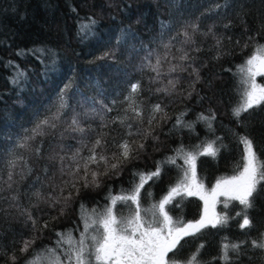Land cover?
<instances>
[{
    "label": "snow or ice",
    "instance_id": "6c2138e0",
    "mask_svg": "<svg viewBox=\"0 0 264 264\" xmlns=\"http://www.w3.org/2000/svg\"><path fill=\"white\" fill-rule=\"evenodd\" d=\"M222 6L233 7L228 3L215 5L216 8ZM87 20L88 23L78 26L82 40L94 32L95 20L92 17ZM165 30L167 42H164ZM172 31L171 22L161 21V42L158 48L163 51L149 49L145 57L147 63L141 68L146 67L155 73L149 77V85L162 84V77L187 73L189 90L186 94L184 90L177 92V85L181 82L179 75L168 78L167 85L156 87L154 90V93H163L164 96L180 95L187 99L202 81L199 68L193 67L197 57L189 54L190 51H201L195 37L211 35L216 40L215 59L224 54L221 51L223 37H217L212 26L207 32H201L200 24L196 22L182 24L174 35L171 34ZM262 33L264 19L257 35ZM117 42H120L119 37ZM177 43L180 47H176ZM236 44L239 46L240 41H236ZM251 44H254L251 55L237 66L235 74V90L239 99L232 109V115L246 131L243 134L233 132L238 143L243 145L241 159L233 175L218 179L211 191L207 192L204 184L198 179L197 160L200 156L216 155L218 149L213 146L215 141H202L191 147L185 146L181 141L172 149L175 155L157 161L154 171L133 172L130 188H122L118 194L113 195L109 187L105 197L107 202L103 207L97 203L89 208L87 202L81 200L77 209V227L58 231L53 229V222H59L62 217L68 215L82 192L98 190L103 186L105 179L119 176L129 163L140 158L146 148L144 141L159 140L154 134L156 129L171 119L165 111L168 105L160 101L152 104L143 98L145 89L139 80L128 81L123 100L114 98L110 104L105 103L104 99L96 100L81 93L78 103L92 105L90 112L83 113L82 119L81 114L75 113L70 103L72 97L69 96V91L73 88L74 81L69 79L57 93L55 102L46 113L43 116L37 113L31 128H23L21 133L9 136L10 146L0 152V219L23 218L24 227L29 232V235L24 232L14 233L11 250L0 248V258H6L5 264H19L21 258L23 264H211L202 258L203 244L197 245L195 250L183 259L178 257V253L183 250L182 242H186L187 237L202 235L207 228L226 227L229 220L234 219L227 212L216 213L215 206L220 196L226 198L223 201L225 209L229 208L230 201L240 205L241 210L235 214L236 217H241L239 228H252L254 223L250 212L258 207L264 208V158L257 150L253 136V129L259 127L262 130L259 135L264 140V120L255 119L258 111H264V85L258 84L256 80L257 76L264 77V44L256 41L255 36L249 35L244 41V48ZM29 51L44 54L51 50L40 48ZM24 54V50L17 52V55ZM114 57L113 51L105 50L96 59L106 60ZM11 63L10 61L9 64ZM24 76V71L17 68L14 82L19 83ZM208 87L211 88L210 82ZM147 91L153 92V89L149 87ZM99 95L103 97L104 94ZM203 99L205 97H201V100ZM97 104L99 107H96ZM118 104L123 107L115 117L108 119L107 114L114 111ZM69 109L74 113L70 123L64 120ZM186 114L181 112L176 116L174 130L187 128L194 132L195 123L200 121H203L209 130L212 129L215 113L208 116L201 113L195 122L185 121ZM97 118L100 120L98 128L92 127L90 123L87 127L84 126L85 121ZM117 124L125 129L124 136L120 139L112 135L115 130L113 126ZM69 133H75L78 137L79 147L74 150L71 145L62 143L65 135ZM57 137L61 143L53 145L52 140ZM133 137L142 139L138 142L132 139ZM45 143L49 145L47 150L44 148ZM69 151L71 155H67ZM62 152L65 154H61ZM42 160L58 163L59 168L49 174L48 164H44L39 169L43 175H37L35 180L22 190L21 185L36 171L34 162L39 166ZM166 169L175 170V183L169 185L167 194L160 200H154L145 207L142 190H145L149 181L154 182L162 178ZM37 185L39 187H36ZM151 195L150 191L147 192V196ZM189 196H198L203 201L204 208L200 218L184 221L173 217L170 214L172 207H179L183 199ZM22 200H27V204ZM42 205L54 211L56 215L45 211ZM43 216H47V219H43ZM46 231H55L56 239L52 245L37 247V241L43 238ZM74 232L79 235H74ZM244 243L228 242L225 238V242L220 246V255L213 257V261L218 259L224 264H245L241 259L248 255L247 249L241 247ZM251 248L259 250V258L264 264V232H260L258 237L251 241ZM248 264H254L253 257L249 256Z\"/></svg>",
    "mask_w": 264,
    "mask_h": 264
},
{
    "label": "trees",
    "instance_id": "16d2710c",
    "mask_svg": "<svg viewBox=\"0 0 264 264\" xmlns=\"http://www.w3.org/2000/svg\"><path fill=\"white\" fill-rule=\"evenodd\" d=\"M218 3L220 5L228 3L233 7L216 8L215 5ZM88 17L95 20L94 32L82 40L78 26L81 23H88ZM262 19L264 0H0V152L10 146L9 136L21 133L23 128H31L36 114L43 116L46 113L55 102L57 93L69 79L74 81L73 88L69 91V96L72 97L70 103L75 113L81 114L82 119L83 113L90 112L92 105L78 103L81 100V93L96 100L104 99L105 103L110 104L114 98L123 100L128 81L137 80L141 81L145 89L142 93L143 98L152 104L160 101L168 105L165 111L171 117L166 124L156 129L154 134L159 140H155L154 145L151 144L153 139L144 141L146 148L140 158L129 163L119 176L105 179L103 186L98 190L82 192L68 215L62 217L59 222H53L54 230L75 229L79 223L77 209L81 200L86 201L89 208L97 203L103 207L107 202L105 197L109 187L113 195L118 194L122 188H130L133 172L154 171L157 161L175 155L172 149L181 141L187 147L202 141H215L213 146L218 149L216 155L200 156L197 160L198 179L205 188L209 189L218 179L234 174V169L241 159L243 145L238 143L233 132L243 134L246 131L232 115V109L239 99L235 90L237 79L235 74L237 66L253 51L254 44L244 48V41L248 36L253 35L256 41L264 44V33L257 35ZM161 21L171 22L173 35L180 30L182 24L196 22L200 24L201 32H207L212 26L216 36L223 37L221 51L224 54L219 59H215L216 40L211 35L195 37L201 51H190L189 54L197 57L193 67L199 68L202 81L196 85V91L190 98L154 93L156 87L167 85L168 78L179 75L181 82L177 85V92L184 90L186 94L189 90L187 73L162 77V84L149 85V77L155 73L146 67L141 68L147 63L145 57L149 49L163 51L162 48H158L161 42ZM165 32L164 42H167V30ZM238 40L239 46L236 44ZM176 47H180L179 43ZM40 48L51 51L44 54L29 51ZM20 50H24L25 54L17 55ZM105 50L113 51L114 59L97 60L96 57ZM152 61L155 62V56ZM17 68L25 73L19 83L14 82ZM256 80L258 84L264 85V77L257 76ZM209 82L211 88L208 87ZM149 87L153 92L147 91ZM99 93H103V97ZM201 97L205 99L201 100ZM121 107L123 106L119 104L115 106L114 111L107 114V118L115 117ZM181 112L187 113L184 120L189 122H195L201 113L205 116L215 113L212 129L209 130L207 125L200 121L195 123L194 132L187 128L174 130L175 118ZM73 114V110L69 109L64 120L70 123ZM255 119L264 120V111H258ZM89 123L92 127L98 128L100 120L89 119L84 122V126L87 127ZM113 127L115 129L112 131L113 136L117 139L124 136L125 129L118 124ZM170 129L173 131L170 132ZM261 131L259 127L253 129V136L257 150L264 158V140L259 135ZM77 139L75 133H69L65 135L62 143L71 145L74 150L79 147ZM132 139L139 142L142 138ZM58 143H61L58 137L52 140L53 145ZM44 148L47 150L49 145L45 143ZM56 150L59 151V148ZM47 154L46 151L45 155ZM67 155H71V151L67 152ZM46 163L50 169L49 174L57 171L58 163L42 160L37 166L34 162L36 171L21 185L22 190H25L37 175H43L39 169ZM136 179L138 180V177ZM175 179V170L166 169L162 178L154 182L149 181L145 185V190H142L145 207L166 195L169 185L175 183ZM149 191L152 194L150 197L147 196ZM225 199L223 196L218 197L216 213L227 212L234 219L229 220L226 227L207 228L202 235L187 237L186 242H182L184 247L178 253L179 258L187 257L197 245L203 244L204 260L211 264H224L218 259L213 261V257L220 255V246L227 238L228 242H245L241 246L248 251L247 256L241 257L245 264H248L249 256L253 257L254 264H262L259 250L251 248V241L256 239L260 232H264V208L252 210L250 215L254 226L241 230L239 228L241 217L235 215L241 210L240 205L238 202L230 201L229 208L225 209L223 206ZM22 202L27 204V200ZM41 207L56 215L46 206ZM202 207L200 199L189 196L183 199L179 207H172L170 214L184 221H195L200 218ZM43 219H47V216H43ZM20 232L29 235L28 229L24 227L23 218L0 219V248L11 250L13 234ZM74 235L79 234L74 232ZM55 239V231H46L36 246L52 245ZM18 248L19 245H17L19 255ZM5 259L0 258V264H5ZM19 264H23L22 258Z\"/></svg>",
    "mask_w": 264,
    "mask_h": 264
},
{
    "label": "rangeland",
    "instance_id": "374dc122",
    "mask_svg": "<svg viewBox=\"0 0 264 264\" xmlns=\"http://www.w3.org/2000/svg\"><path fill=\"white\" fill-rule=\"evenodd\" d=\"M151 140H152V139H151ZM152 141H153V142H151V144H152V145H154V144H155V143H154V142H155V140H152ZM152 145H151V146H152ZM58 168H59V167H58ZM215 184H216V182H215V183H213V184L210 186V188H209V189H207V188H205V187H204V188L207 190V192H210V191H211V189L213 188V186H214ZM196 197L199 199V197H198V196H196ZM201 201H202V200H201ZM202 204H203V207H202V209H203V208H204V203H203V201H202ZM215 211H216V209H215ZM202 212H203V211H202Z\"/></svg>",
    "mask_w": 264,
    "mask_h": 264
}]
</instances>
